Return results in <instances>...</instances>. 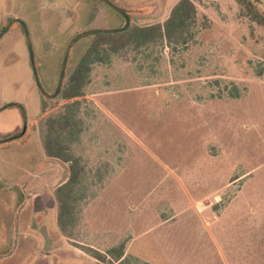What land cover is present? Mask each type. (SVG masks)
Wrapping results in <instances>:
<instances>
[{
    "label": "rangeland",
    "instance_id": "1",
    "mask_svg": "<svg viewBox=\"0 0 264 264\" xmlns=\"http://www.w3.org/2000/svg\"><path fill=\"white\" fill-rule=\"evenodd\" d=\"M178 1L0 0V264H118L84 248L122 242L132 262L264 264L246 228L264 221V26L235 0H192L185 47L94 65L73 146L88 201L71 237L58 229L69 166L45 154L43 117L91 31L163 23Z\"/></svg>",
    "mask_w": 264,
    "mask_h": 264
},
{
    "label": "trees",
    "instance_id": "2",
    "mask_svg": "<svg viewBox=\"0 0 264 264\" xmlns=\"http://www.w3.org/2000/svg\"><path fill=\"white\" fill-rule=\"evenodd\" d=\"M235 1L244 16L264 26V13L259 10L257 0ZM196 15V6L192 0H179L163 23L140 26L127 22L122 28L91 31L92 39L88 47L75 64L66 84L56 94L65 103L57 112L43 117L40 130L45 154L69 166L67 181L55 190L58 203L57 223L66 237L73 235L81 207L88 201L84 186L81 185L85 168L81 157L73 153V146L81 142L84 132V120L80 114L81 98L85 96V88L90 82L94 65L108 64L112 55H119L126 50L143 53L151 44L159 41L165 43L172 51L177 50L179 46L185 47L194 39L192 26L195 24ZM236 179L238 178L234 181ZM125 246L122 242L106 253L91 248H84V251L99 261L146 264L138 260L132 262L125 253Z\"/></svg>",
    "mask_w": 264,
    "mask_h": 264
},
{
    "label": "crops",
    "instance_id": "3",
    "mask_svg": "<svg viewBox=\"0 0 264 264\" xmlns=\"http://www.w3.org/2000/svg\"><path fill=\"white\" fill-rule=\"evenodd\" d=\"M11 133H13V132H11ZM27 133H28V130H25V133L21 136V138H17L18 140H23L25 137H26V135H27ZM14 139L15 141L14 142H16L17 141V139ZM2 143V142H1ZM52 159H55V160H58V159H56V158H52ZM67 164V163H66ZM68 166V165H67ZM69 169V168H68ZM68 172H69V170H68ZM69 174V173H68ZM38 176V175H37ZM33 177L34 178H38V177H36V174L35 175H33ZM67 179H68V177L65 179V181L64 182H62L60 185H62L63 183H65L66 181H67ZM59 185V186H60ZM58 187V186H57ZM57 187L54 189V196H55V190L57 189ZM32 190V192H34V189H31ZM56 197V196H55ZM33 199H39V195H37V196H34V198ZM58 214V213H57ZM261 219V218H260ZM259 218H253V221H251V222H247L246 223V228H248L249 229V231H250V234H252V235H257V234H259V238H258V240L259 241H262L263 242V240H264V221H263V219H261V220H259ZM38 222H40V219L38 218ZM167 222V220L166 221H163L162 223H166ZM253 223H255L256 225H255V229H254V226H253ZM59 229V228H58ZM60 230V229H59ZM252 230H255V233H254V231H252ZM252 231V232H251ZM257 231V232H256ZM263 247V248H262ZM261 251H262V254L264 255V242H263V244H261Z\"/></svg>",
    "mask_w": 264,
    "mask_h": 264
},
{
    "label": "water",
    "instance_id": "4",
    "mask_svg": "<svg viewBox=\"0 0 264 264\" xmlns=\"http://www.w3.org/2000/svg\"><path fill=\"white\" fill-rule=\"evenodd\" d=\"M13 138H15V137H13ZM13 138H12V139H13Z\"/></svg>",
    "mask_w": 264,
    "mask_h": 264
}]
</instances>
